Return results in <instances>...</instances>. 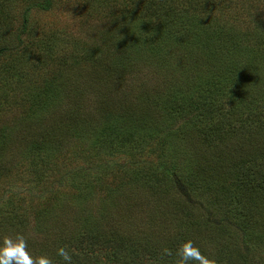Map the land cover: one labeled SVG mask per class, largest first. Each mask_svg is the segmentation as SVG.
<instances>
[{"label": "trees", "instance_id": "16d2710c", "mask_svg": "<svg viewBox=\"0 0 264 264\" xmlns=\"http://www.w3.org/2000/svg\"><path fill=\"white\" fill-rule=\"evenodd\" d=\"M137 2L138 13L129 5L115 15L117 0L85 1L90 3L86 21L99 13L102 24L108 21L104 34L108 28L122 31L101 47L111 58L85 45L56 63L83 67L93 80L72 77L75 84L65 92L57 79L29 85L36 94L32 104L41 105L43 118L52 110L53 123L41 118L33 140L17 149L8 138L0 147L8 145L5 158L26 148L23 175L35 187L49 182L53 188L32 198L31 207L23 200L29 210L17 209L20 224L35 219L36 236L47 235L46 243L37 245L40 256L52 264H65L57 255L61 247L71 264H177V251L189 240L214 264H264V22L254 17L257 34L249 38L228 17L215 25L202 12L187 17L190 4L180 6L184 0ZM53 3L38 4L50 10ZM10 4L0 0V19L7 24ZM28 10L15 34L20 48ZM7 48L0 45V57ZM149 63L163 71L181 70L184 82L167 92L159 87L157 94V86L154 92L148 86L138 90V102L153 107L147 117L129 105L138 93L128 87ZM193 75H202L203 82L194 83ZM87 79L96 87L90 88ZM14 89L10 84L0 92V110L11 111ZM177 123H182L178 129L187 128L182 135L166 130ZM64 140L72 144L69 150ZM81 153L105 165L109 177L104 171L82 175ZM50 173L60 175L58 186ZM1 175L10 182L8 173ZM125 178L132 188L127 196L116 183ZM95 197L119 205L128 227L93 210L88 201ZM18 198L9 196L12 207Z\"/></svg>", "mask_w": 264, "mask_h": 264}, {"label": "rangeland", "instance_id": "374dc122", "mask_svg": "<svg viewBox=\"0 0 264 264\" xmlns=\"http://www.w3.org/2000/svg\"><path fill=\"white\" fill-rule=\"evenodd\" d=\"M53 1L54 5L50 10H43L38 4L41 3V0H8V3H11L14 7L8 15L11 22L7 24L4 22L7 21L5 18L1 17L0 19V45L10 46V48H7L0 57V92L2 93L3 89L12 84L15 89L9 101L16 105H13L12 108L8 105L11 111L5 110L4 108L0 110V145H4L9 138L10 141L15 142L12 147L18 149L19 145H23L24 143L33 140L32 138L35 137V135L32 132L33 130L38 129V123L41 121V118L48 123L54 120L56 114L52 110L44 111L43 118L41 117L43 113H41V110H43L41 105L32 104L31 96H35L36 94H34L35 90H31L29 87L31 83L34 81L46 82L52 79H57L60 80L62 85L66 88L64 90L65 92L67 90L71 91L75 84V81H72V77L77 80H86V77L93 80L83 67L69 69L68 66L57 64L56 62L59 61L58 58L64 57V59H66L68 58V55L71 57L74 55L76 48L81 50L85 45L94 49L95 47L99 50L101 49L102 52L105 51V56L111 58V54H108V50L101 47H104L107 41L112 43V41H114L112 38L114 34H122V31L119 28L110 29L115 30L113 32H109L108 28L104 34L102 30L108 27L106 24L108 21L105 19L102 24L100 19L101 15L99 16V13L95 14L92 19L86 21L84 12L90 7V3H85L86 0ZM129 1L130 0H117L115 15H122L127 12L131 7L129 5H134L133 9L138 13L139 10H137V8L140 7L137 0H132L133 4ZM140 1L147 2L149 0ZM188 3L190 4V8H188L189 12H187V17L198 16V14L202 12L214 25L216 22H221L223 18L228 17L230 20H235V23L245 32L247 30L246 35L249 38L256 36L257 34L254 17H257L264 22V0H184V2L180 3V6H186ZM203 5H206L207 8H204ZM26 8L29 9V27L22 34L24 44L23 47L20 48L18 47V41H16L15 34L19 32L20 16ZM186 19L197 20L198 17ZM246 19H251L249 22L250 25H247ZM108 20L111 21V18ZM107 34L110 36L109 38H107ZM126 41L129 43L131 37L129 36ZM113 57H115V55H113ZM15 65H17V69L11 70ZM140 70L142 72L141 74H138L137 77L138 82L140 83L139 85H136L138 82L132 84L128 81L130 84L128 88L133 87L134 91H137L138 93L134 100L133 98L131 99L132 103H129V105L138 115L143 113L146 115L148 113V117L153 107L138 102L139 99H141L138 90L148 86L151 92H154L157 86L158 88L154 92L155 94L158 93L159 87H163L164 92L171 91L180 82H184V80L179 77L183 72L181 70L177 72L173 70L163 71L162 68H156L151 65V63L147 64L146 67H142ZM193 73L196 74L195 72ZM193 76L194 83L203 82V79H201L202 75ZM125 85L127 86L128 84L125 83ZM88 86L90 88L96 87L93 84V81L89 80ZM91 91L93 90L87 89V93L85 94L92 96ZM3 99V96H1V100ZM4 101L5 100L1 102L2 106L5 105ZM179 126L181 128L182 123L170 126L166 130L176 129L177 133L182 135L183 131L187 128L183 125L182 129H178ZM3 134L6 135L4 138L2 137ZM64 141L67 142L65 147L69 150L72 147V144L67 140ZM88 146H90L89 142L86 147ZM7 147L8 145L0 147V158L2 159V162L0 163V167H2L0 168V180H2L0 181V243H2L5 237L14 239L16 235L23 236L26 244V251L35 261L40 256L39 247L43 246L47 241V235L40 232L36 236L34 224L35 219L26 222L25 226L20 224L18 214H28V206L31 207L36 201L32 198H39L41 191L43 193L46 190H49L48 187H50V190H52L53 187L49 182L44 183L41 188H39V186L35 187L34 184H36V182H31L28 174L26 176L23 175L24 166L21 165L23 157L22 152L26 148H23L20 152H16L11 157L7 156L5 158L7 155L5 153ZM75 150L76 148H73L71 151ZM84 156L87 157V161L84 160ZM81 157V162L83 163L84 168V174L81 172L82 175L88 177L95 175L98 171L99 173H101L100 171H104L105 175L109 177V174L104 167L105 165L99 166L98 160L94 158L93 155L81 153ZM155 160V157L150 158V161ZM2 171L8 173L7 176L9 177L8 179H10V182H3L4 178L1 175ZM59 176L58 173H50L49 178L54 182V186L59 185ZM77 178L81 183V175H77ZM13 179L15 181H13ZM120 181L121 183L116 182L117 184H120L119 187L121 188L119 191L124 192L125 190V196L131 194L132 188H129L130 186L127 187L128 180L125 178ZM7 186L10 187L9 190ZM64 190L69 191L70 189ZM97 190H100V188H97ZM16 194H18L19 198L17 199L15 206L13 205L12 207L9 196H15ZM23 200L29 205L27 206L26 204H23ZM91 200L92 202L88 201V203L93 210L101 211L104 217L111 215L113 220L123 222L126 224L125 226L128 227V219L124 218L123 215L118 212L120 206L116 205L113 200H110V205L100 197H95ZM22 207L23 212L16 214L17 209ZM73 214L74 212H72V215ZM38 243L40 244L39 247L37 246Z\"/></svg>", "mask_w": 264, "mask_h": 264}, {"label": "clouds", "instance_id": "9594fccd", "mask_svg": "<svg viewBox=\"0 0 264 264\" xmlns=\"http://www.w3.org/2000/svg\"><path fill=\"white\" fill-rule=\"evenodd\" d=\"M167 254V249H165ZM57 255L65 262L71 264V256L63 247L57 249ZM177 264H190L195 261L198 264H214V261L209 262L200 253V250L195 247L192 242L186 241L177 251ZM0 264H52V261L46 256L38 257L35 261L26 251L24 237L16 235V237H5L0 243Z\"/></svg>", "mask_w": 264, "mask_h": 264}]
</instances>
